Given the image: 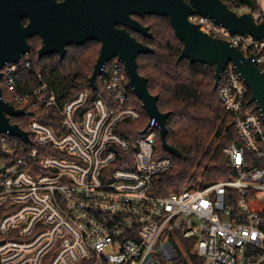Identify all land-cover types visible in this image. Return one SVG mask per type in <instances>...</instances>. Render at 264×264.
I'll return each mask as SVG.
<instances>
[{
    "label": "built area",
    "instance_id": "1",
    "mask_svg": "<svg viewBox=\"0 0 264 264\" xmlns=\"http://www.w3.org/2000/svg\"><path fill=\"white\" fill-rule=\"evenodd\" d=\"M252 2L258 23L264 0ZM188 20L253 56L264 72L263 40L231 35L197 15ZM21 70H32L28 54L1 70L10 104L28 115L53 110L58 122L30 121L25 142L0 135L8 155L0 159V264H175L187 260L188 249L202 264H264V216L254 205L264 195V122L231 64L217 91L223 112L234 118L237 141L223 149L232 175L165 197L156 183L174 162L156 154L155 118L131 140L129 124L142 112L121 62L105 63L94 90L66 100L41 75L22 92Z\"/></svg>",
    "mask_w": 264,
    "mask_h": 264
},
{
    "label": "water",
    "instance_id": "2",
    "mask_svg": "<svg viewBox=\"0 0 264 264\" xmlns=\"http://www.w3.org/2000/svg\"><path fill=\"white\" fill-rule=\"evenodd\" d=\"M247 9L243 13L231 10L222 0H0V71L4 63L17 62L28 54V39L39 37L41 47L37 58L55 54L62 59L68 47H78L87 42L100 44L98 57L88 79V86L96 88V76L102 66L114 59L123 64L128 86L149 118H155L161 127V147L168 155L183 159L184 156L165 142L168 115L157 107V97L147 89V80L137 72L136 59L152 50L136 41L134 32L151 39L147 27L132 16L146 15L167 19L174 36L182 44L177 61L187 60L213 68L216 90L221 72L231 64L250 92L264 122V72L227 41L214 38L189 22L191 16H200L227 30L231 35L252 37L264 41V20L256 23L252 17V0H238ZM23 19L28 23L24 25ZM0 72V80H1ZM2 97L0 88V135L28 140L27 132L11 117L27 116Z\"/></svg>",
    "mask_w": 264,
    "mask_h": 264
},
{
    "label": "trees",
    "instance_id": "3",
    "mask_svg": "<svg viewBox=\"0 0 264 264\" xmlns=\"http://www.w3.org/2000/svg\"><path fill=\"white\" fill-rule=\"evenodd\" d=\"M222 1L235 12L242 8L238 0ZM139 21L149 29L151 39L132 32L130 34L136 41L148 46L152 53L137 57V72L147 80L149 93L157 97L158 110L168 115L166 144L184 156L181 160L171 157L174 168L159 177L156 183L157 195L165 197L179 193L192 184L205 186L228 179L232 171L227 165L223 149L237 141V137L233 126L234 118L223 112L218 91L213 89V68L198 63L190 64L187 60L177 61L182 44L174 36L167 19L146 16ZM28 43L32 70H21L17 74L18 86L22 92L36 86L37 75H41L59 100H66L80 91L88 90V79L99 54L98 43L87 42L78 47H68L62 59L55 54L38 59L40 41L32 38ZM0 88L3 99L15 105L2 81ZM95 96L96 94H92L91 99ZM137 108L141 110L142 118L135 124H129L131 140L141 133L148 120L140 104ZM32 120L53 127L58 122L53 110L35 109L30 110L26 117H11L10 123L17 124L21 130L28 132V124ZM6 140L8 146V137ZM15 141L19 144V141ZM3 147L0 142V159L8 160ZM155 150L159 157L169 156L163 151L159 136L155 142ZM115 167L129 169L131 164L126 166L117 163ZM254 205L264 216V195ZM175 264L202 263L188 249L187 260H178Z\"/></svg>",
    "mask_w": 264,
    "mask_h": 264
},
{
    "label": "flooded vegetation",
    "instance_id": "4",
    "mask_svg": "<svg viewBox=\"0 0 264 264\" xmlns=\"http://www.w3.org/2000/svg\"><path fill=\"white\" fill-rule=\"evenodd\" d=\"M186 3H188V0H184ZM243 7V6H242ZM146 16H149V15H146ZM145 16V17H146ZM132 18L134 19V20H136V21H138L139 23H140V19H143V18H139V17H137V16H132ZM22 23L24 24V25H26L27 23H28V20L27 19H23L22 20ZM141 24V23H140ZM142 25V24H141ZM143 26V25H142ZM149 30V29H148ZM129 33H131V31H129ZM133 34H136V33H134V32H132ZM131 35V34H130ZM138 35V34H137ZM132 36V35H131ZM139 36H141V35H139ZM133 37V36H132ZM142 37V36H141ZM33 38H38V40L40 41V47H41V40H40V38L39 37H33ZM143 38H145V37H143ZM32 39V38H31ZM148 39V38H147ZM30 39H28L27 40V43H28V41H29ZM28 45H29V43H28ZM29 47H30V45H29ZM67 49V48H66ZM39 50V49H38ZM99 50H100V44H99ZM38 52V51H37ZM29 54H30V50H29V53H28V56H29ZM4 64H6V63H4ZM3 64V65H4ZM2 68H3V66H2ZM2 68H1V70H2ZM1 72V71H0Z\"/></svg>",
    "mask_w": 264,
    "mask_h": 264
},
{
    "label": "rangeland",
    "instance_id": "5",
    "mask_svg": "<svg viewBox=\"0 0 264 264\" xmlns=\"http://www.w3.org/2000/svg\"><path fill=\"white\" fill-rule=\"evenodd\" d=\"M245 11H247V9L245 7H242L240 10H238V13H243Z\"/></svg>",
    "mask_w": 264,
    "mask_h": 264
}]
</instances>
